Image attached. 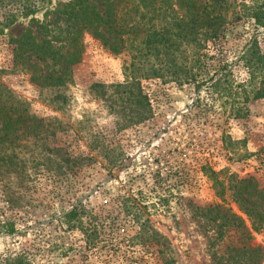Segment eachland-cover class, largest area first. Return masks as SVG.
I'll return each mask as SVG.
<instances>
[{"label":"rangeland","instance_id":"rangeland-1","mask_svg":"<svg viewBox=\"0 0 264 264\" xmlns=\"http://www.w3.org/2000/svg\"><path fill=\"white\" fill-rule=\"evenodd\" d=\"M9 1L0 2V22L9 12L17 16L0 25V89L26 101L35 120L16 141L23 184L0 166V264H164L163 256L173 257V264H228L227 247L245 237L230 230L222 240L192 209L224 204L249 224L229 194L224 200L217 194L205 167L227 185L232 176H253L264 186V94L256 92L264 89V68L248 85L245 116L232 113L234 96L221 98L203 88L199 94L193 83L154 77L141 81L149 115L119 125L112 107L123 114L122 107L129 109L132 102H115L117 91L109 86L126 80L129 56L114 54L87 35L71 79L64 86L42 87L31 71L15 65V39L28 30L47 37L42 25L55 28V6L68 0ZM33 3L34 10L22 14ZM230 8L232 16H241L209 41L208 75L217 63L225 64L232 79L247 83L255 57L264 56V25L252 16L253 9H264V0H230ZM127 195L148 205V232H140L124 212ZM75 206L96 215L98 248H90L82 230L66 222ZM253 236V246L264 245L262 232Z\"/></svg>","mask_w":264,"mask_h":264},{"label":"trees","instance_id":"trees-1","mask_svg":"<svg viewBox=\"0 0 264 264\" xmlns=\"http://www.w3.org/2000/svg\"><path fill=\"white\" fill-rule=\"evenodd\" d=\"M0 2L4 4L5 0ZM35 6L36 3L23 7L22 14L32 12ZM24 8L26 11H23ZM230 9V0L59 2L55 6V28L42 25L47 37L39 39L28 30L15 39V65L31 71L35 82L42 87L64 86L71 79V67L81 61L85 37L90 35L110 52L129 56V60L124 63L126 80L109 86L117 91L115 102L122 99L123 103H127L126 98L132 102L129 109L122 107L126 110L123 114H120L116 105L112 107L118 116L117 124H134L149 115V101L142 91L141 81L154 77L180 84L193 83L199 94L203 88L221 98L234 96L236 104H232V113L235 116H245L249 112L246 104L251 97L248 85L255 83V71L264 68V56L255 57L250 71L251 78L247 83H237L232 79L231 70L225 64L217 63L215 72L208 75L209 41H215L223 34L225 25L231 18L239 19L241 16L236 13L232 16ZM16 16L15 13H7L5 22H14ZM252 16L259 24L264 25V9H253ZM5 22H0V25ZM49 34L51 37H48ZM261 90L264 89L256 91L259 92L258 95L264 94ZM33 120L35 116L26 101L16 97L7 87L0 89V166H6L10 178L20 185L23 184L24 177L22 171L16 169L17 150L21 146L16 141L21 133L29 131L26 128L31 127L28 123ZM40 129L35 131V138L41 136ZM7 145L13 147H9L8 155ZM205 169L214 181L217 194L223 200L229 194L240 211L247 216L249 224L231 207L220 203L194 206L193 215L203 217L215 226L217 235L222 240L230 230L239 231L245 237L227 247L228 264H264V245L253 246L251 243L254 232L264 234V186L253 176H232L227 185L218 172L209 167ZM1 172L0 167V174ZM147 209L148 205L140 198L132 195L123 198L124 212L138 223L140 232L143 233L151 229L150 218L145 217ZM65 218L71 227L82 230L90 248H98L102 239L93 211L75 206L66 213ZM216 244L212 242V249ZM214 254L218 255L216 252ZM163 258L164 264H173V257ZM12 264L21 262L15 261Z\"/></svg>","mask_w":264,"mask_h":264}]
</instances>
